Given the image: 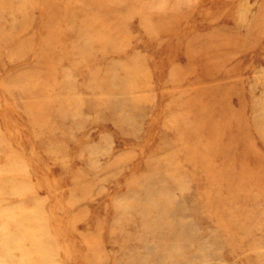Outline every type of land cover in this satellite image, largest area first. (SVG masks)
<instances>
[{
    "label": "rangeland",
    "instance_id": "rangeland-1",
    "mask_svg": "<svg viewBox=\"0 0 264 264\" xmlns=\"http://www.w3.org/2000/svg\"><path fill=\"white\" fill-rule=\"evenodd\" d=\"M0 264H264V0H0Z\"/></svg>",
    "mask_w": 264,
    "mask_h": 264
},
{
    "label": "bare ground",
    "instance_id": "bare-ground-1",
    "mask_svg": "<svg viewBox=\"0 0 264 264\" xmlns=\"http://www.w3.org/2000/svg\"><path fill=\"white\" fill-rule=\"evenodd\" d=\"M213 244H215L214 242H212ZM141 244V243H140ZM207 244V243H205ZM147 247V252L145 254H141L137 256V261H147V260H156L158 261L159 258H161L162 256L159 255L156 251V246L155 245H151L150 243H147L146 245ZM205 248L199 250V254L206 260L208 259L207 255L203 254Z\"/></svg>",
    "mask_w": 264,
    "mask_h": 264
}]
</instances>
